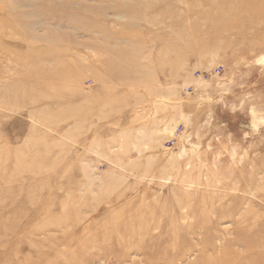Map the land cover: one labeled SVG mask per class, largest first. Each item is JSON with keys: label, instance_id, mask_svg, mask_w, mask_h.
I'll return each instance as SVG.
<instances>
[{"label": "rangeland", "instance_id": "obj_1", "mask_svg": "<svg viewBox=\"0 0 264 264\" xmlns=\"http://www.w3.org/2000/svg\"><path fill=\"white\" fill-rule=\"evenodd\" d=\"M18 1L0 264H264V0Z\"/></svg>", "mask_w": 264, "mask_h": 264}, {"label": "bare ground", "instance_id": "obj_2", "mask_svg": "<svg viewBox=\"0 0 264 264\" xmlns=\"http://www.w3.org/2000/svg\"><path fill=\"white\" fill-rule=\"evenodd\" d=\"M16 1L19 2L18 0H16ZM28 1H29V0H26V2H28ZM24 5H25V4H24ZM104 8H105V6H104L102 9H104ZM62 17H63V16H62ZM62 17H61V18H62ZM74 17H75V15H73L72 18H74ZM28 26H29L30 28L32 27L31 24H29ZM28 26H27V27H28ZM52 26H53V27H57V25H52ZM32 28H33V27H32ZM49 36H50V35H49ZM49 36H48V37H49Z\"/></svg>", "mask_w": 264, "mask_h": 264}]
</instances>
